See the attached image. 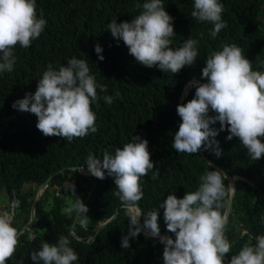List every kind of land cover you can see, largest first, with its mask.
Listing matches in <instances>:
<instances>
[{
    "label": "trees",
    "instance_id": "16d2710c",
    "mask_svg": "<svg viewBox=\"0 0 264 264\" xmlns=\"http://www.w3.org/2000/svg\"><path fill=\"white\" fill-rule=\"evenodd\" d=\"M145 2L36 0L38 17L42 12L43 18L47 20L45 29L29 48H21L17 44L13 70L0 73V190L9 191L10 199L19 201L16 218L24 213V221L29 217L35 189L30 187L29 190H22L25 181L39 185L53 171L66 166H81L88 170L86 161L89 154L102 160L106 151L114 155L116 148L135 142L133 136H139L147 139L154 164L153 170L140 180L144 193L138 202L142 213L140 222L143 225L144 216L149 212L159 211L160 233L175 238L174 234L167 232L164 209H159L160 205L168 194L183 198L186 192L196 191L200 176L215 170L204 161L199 151L189 155L177 152L171 146L181 123L176 111L181 87L191 75L202 74L206 65L195 61L181 69V77L168 79L159 75L162 70L158 66L147 68L136 62L123 41L118 42L113 38L107 25L112 19H116L117 23L130 22L143 11ZM219 2L224 6L222 20L226 21L227 27L213 38L211 31L214 25L211 22H189V9L194 0H162L165 10L174 18L176 35L171 38L170 46L178 48L191 37L199 41V56L207 54L208 57L212 52L222 50L225 44H236L243 46V53H250L244 55L252 62V69L264 72V13L260 12L262 0ZM97 43L103 49L102 61L95 52ZM73 57L84 59L97 84L105 85L107 91L97 88L100 98L91 105L96 113L97 131L68 142L58 136H44L36 127L37 117L14 109L12 104L23 99L26 93L36 91L38 80L49 64L58 70ZM106 95L115 97L112 104L104 101ZM194 95L195 88L192 87L184 104ZM210 127L219 129L220 124L217 122ZM228 135L229 132L220 131L215 137L222 149L219 157L211 150L201 149L202 154L229 174L245 175L258 188L243 180L236 181L232 211L225 228V235L232 245L230 252L225 255V264L246 243H256L254 237L264 235V222L261 219L264 217V156L260 160H252L239 138L227 140ZM261 141L264 143V138ZM157 170L158 179L153 180L151 177ZM58 178L60 174L53 180L57 181ZM95 179L96 187L87 204V225L85 227L76 223L72 228L82 240L70 234L74 212L68 213L65 209L71 192L63 190L48 201L46 197L50 189H47L36 206V218L32 224L35 238L28 240L22 235L15 256L6 264H28L26 253L29 248L38 245L40 240L55 244L60 236L68 237L69 246L78 254L79 258L73 264H163L164 245L157 238L146 239L141 232L137 237L130 238L129 248L121 247V238L128 233L129 216L132 214L113 195L117 189L112 177L106 173L105 179ZM92 181L90 177L86 189L91 187ZM224 183L227 186L225 178ZM75 186L76 194L82 199L83 186L79 183ZM227 198L228 195L221 209L223 214ZM115 209L118 210L115 219L102 228L94 240L85 242L91 230L111 216ZM20 224L15 222L17 227ZM238 226L240 230L237 231ZM241 230H246V233L241 234Z\"/></svg>",
    "mask_w": 264,
    "mask_h": 264
},
{
    "label": "clouds",
    "instance_id": "9594fccd",
    "mask_svg": "<svg viewBox=\"0 0 264 264\" xmlns=\"http://www.w3.org/2000/svg\"><path fill=\"white\" fill-rule=\"evenodd\" d=\"M191 5L189 22H211L214 25L211 31L213 38L227 27L226 21L222 20L225 15L224 6L219 0H194ZM137 7L140 5L137 4ZM142 7L143 11L130 22L117 23L116 19H112L107 25L113 38L118 42L123 41L136 62L147 68L158 66L162 70L159 75L168 79L181 77V69L194 64L195 61L206 65L202 74L191 75L181 87L176 108L181 123L174 134L172 148L189 155L196 154L201 149L211 150L219 157L222 149L215 137L220 131H225L229 132L227 140L239 138L250 158L260 160L264 156V143L261 141V138H264V72L252 69V62L244 55L250 53H243V46L225 44L222 50L211 51L208 57L207 54L199 56V41L191 37L174 49L170 46L171 38L176 35L174 18L165 10L162 0H146ZM260 12L264 13V0L260 4ZM46 24L43 13L41 12L39 17L37 15L36 0H0V73L13 70L16 62L15 46L19 44L21 48H29L32 41L40 37ZM95 52L102 61L103 49L99 43L95 45ZM193 78L196 82H191L185 99L179 104L185 84ZM192 87L195 88V95L184 104ZM97 88L103 92L107 91L106 86L98 85L95 76L90 74L87 62L73 57L58 70L49 64L38 80L36 91L26 93L25 97L16 100L12 107L20 112L34 114L37 117L36 127L44 136H58L71 142L74 138H83L90 132L97 131L96 113L91 107L93 102L100 98ZM114 98L107 95L103 97L109 105L113 103ZM217 122L220 124L219 129L210 127ZM133 141L135 142L125 143L122 148H116L114 155L106 151L102 160L89 154L86 161L88 170L82 167L101 180L105 179L106 173L112 177L117 189L113 195L129 208L131 214V208H136L144 195L141 177L147 176L154 168L147 139L133 136ZM62 172L59 173L60 177ZM233 174L237 176L235 185L237 180H248L246 182L258 188L245 175ZM158 176L157 170L151 178L156 180ZM223 177L225 176L219 170H211L200 176L196 191L186 192L183 198H177L174 194L167 195L159 209H164L167 232L174 234V239L170 235L160 233L159 211H151L144 216L145 238L159 237V243L164 245L163 264H225V255L230 252L232 245L225 235L227 217L221 209L224 207L226 196L229 193L235 194L236 186H225ZM53 179L46 188L50 189L47 200H52L53 196L59 195L63 190L70 191L65 211L76 213L78 219L83 216L82 226L86 227L89 219L86 216L89 201L85 205L82 200L90 188L86 189L84 182L80 184L84 191L81 199L76 194V183L64 182V187V184L61 186L59 181ZM53 183L62 189H52ZM23 185L22 190H29L30 187L35 189L31 205L39 185L29 181H25ZM1 190L4 191L6 210L9 213L0 214V264H6V261L11 262L13 255L15 256L22 235L28 240L35 238L36 232L32 224L36 215L28 227L20 232L29 220L30 208L26 221L25 213L16 218L17 211L10 210L19 207V201L11 200L9 191ZM3 195L0 193V197ZM141 214L129 216L128 233L121 238L122 248H129L130 238L141 234V228L138 226ZM261 219L264 222V217ZM16 221L21 223L19 227L13 226ZM30 233L33 237H29ZM90 233L85 242L91 241ZM254 239L256 243H246L238 254L232 255L228 264H264V235ZM69 245L70 240L66 236H60L55 244L40 240L38 245L29 248L26 259L28 264H73L79 257Z\"/></svg>",
    "mask_w": 264,
    "mask_h": 264
},
{
    "label": "water",
    "instance_id": "95a60500",
    "mask_svg": "<svg viewBox=\"0 0 264 264\" xmlns=\"http://www.w3.org/2000/svg\"><path fill=\"white\" fill-rule=\"evenodd\" d=\"M191 82H196L195 81V78H193L192 80H190L189 82H187L185 84L184 90L180 94L179 104H182V101L185 99L186 94H187L186 93V90L188 89V87L190 85H192ZM199 153H200V155L202 156V158L204 159V161L208 165H210L211 167H213L216 170H219L225 176L224 178L227 181V185H231L232 187L235 188V186H236L235 185V178H237L236 175H234V174H228L224 169H222L219 166H217L210 159H208L204 154H202L201 150H199ZM64 169H73V170L77 171L80 175L87 176V177H90L91 176L93 178L92 185H91L90 189L86 192V196L82 200L85 205L87 204V202L91 198L92 193H93V191H94V189L96 187L97 181H96L95 177L90 172L83 170L81 166H66V167H62V168L56 169L55 171H53L48 176V178L46 180H44L39 185V188H38V191H37V195H36V197L34 198V200L32 201V203L30 205V217H29V220L25 223V225L23 226V228L21 229L20 232H23L28 227V225L34 220L36 203L40 199V197L42 196V194L44 193V191L46 190V188L48 187L49 182L57 174H59L60 172H62ZM246 181H248V180H246ZM65 182L67 183L68 182V179H66ZM66 183L63 185L64 187H65ZM52 189H55L56 191H59V190L62 189V187L61 186H58V185H56V184L53 183L52 184ZM233 197H234V194L233 193H229L228 194L227 204H226V208L224 210V215H226L227 219H228V216L230 215V213L232 211ZM131 210H132V215H137V214L141 213V210H140L139 206H137L136 208H131ZM117 212H118V210L115 209V211L113 212V214L111 216H109L106 220H104L103 222L99 223L94 229H92V231L90 233V239L91 240H93L95 238V236L97 235V233L102 228L106 227L111 221L114 220V218L117 216ZM140 217H139V225L138 226L141 228V232L144 234L145 229L143 228V225L140 222ZM77 219H78V215L76 213H74L73 220H72V224H71V228L76 223ZM70 234L74 238H76L78 240H82V238L79 237V236H77L72 230H70ZM160 235L161 236H164L163 234H160ZM157 238H159V237H157Z\"/></svg>",
    "mask_w": 264,
    "mask_h": 264
},
{
    "label": "flooded vegetation",
    "instance_id": "af4514ba",
    "mask_svg": "<svg viewBox=\"0 0 264 264\" xmlns=\"http://www.w3.org/2000/svg\"><path fill=\"white\" fill-rule=\"evenodd\" d=\"M79 173L77 172V171H73V176L71 177H68V175H63L62 174V182H61V180L59 181V185H63L64 184V182H65V180L66 179H68V182H70V181H72V180H75V183H79L80 184V181H79ZM19 210V207L18 206H16V207H14V208H12L10 211L11 212H16V211H18ZM4 213H7V214H9L8 212H7V210H6V205H5V199H4V195L2 196V197H0V214H4ZM82 219L80 218V219H78L77 221H76V223L77 224H82ZM75 223V224H76ZM13 226L15 227V223L13 222ZM90 237V236H89Z\"/></svg>",
    "mask_w": 264,
    "mask_h": 264
},
{
    "label": "rangeland",
    "instance_id": "374dc122",
    "mask_svg": "<svg viewBox=\"0 0 264 264\" xmlns=\"http://www.w3.org/2000/svg\"><path fill=\"white\" fill-rule=\"evenodd\" d=\"M62 173H63V175H70V176H73V172L70 171V170H64ZM80 177H81V180H79V181H80V184H81L82 182H84L83 185L88 186V184H89V182H90V177H83V176H80ZM60 180H62V176H61L60 178L57 179V181H60ZM70 182H71V184H75V180H72V181H70ZM49 186H50V185H49ZM53 192H54V191H52V193H53ZM0 193H1V195H3L4 191L1 190ZM238 230H240V226H238L237 231H238ZM243 233H245V230H241V234H243ZM29 237H33L32 233L29 234ZM228 239H229V238H228ZM229 241H230V239H229Z\"/></svg>",
    "mask_w": 264,
    "mask_h": 264
}]
</instances>
